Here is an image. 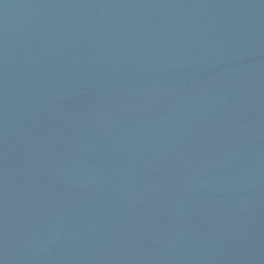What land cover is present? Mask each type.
I'll use <instances>...</instances> for the list:
<instances>
[{
  "label": "water",
  "instance_id": "obj_1",
  "mask_svg": "<svg viewBox=\"0 0 264 264\" xmlns=\"http://www.w3.org/2000/svg\"><path fill=\"white\" fill-rule=\"evenodd\" d=\"M264 245V0H0V264Z\"/></svg>",
  "mask_w": 264,
  "mask_h": 264
}]
</instances>
